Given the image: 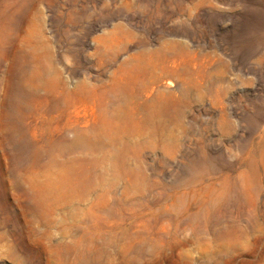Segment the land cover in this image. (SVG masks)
<instances>
[{
  "label": "rangeland",
  "instance_id": "1",
  "mask_svg": "<svg viewBox=\"0 0 264 264\" xmlns=\"http://www.w3.org/2000/svg\"><path fill=\"white\" fill-rule=\"evenodd\" d=\"M137 63L136 179L66 185L93 139L62 126L116 113ZM0 264H264V0H0Z\"/></svg>",
  "mask_w": 264,
  "mask_h": 264
},
{
  "label": "bare ground",
  "instance_id": "2",
  "mask_svg": "<svg viewBox=\"0 0 264 264\" xmlns=\"http://www.w3.org/2000/svg\"><path fill=\"white\" fill-rule=\"evenodd\" d=\"M154 54L158 57L162 55L160 52H155ZM142 56H144V54H142ZM121 70L123 72H127L129 76L126 86L122 88L124 96L121 101V105L118 107L116 113L110 111L106 106L101 105L99 111H97L96 114L90 115V119L85 118L84 120H80L76 118L66 120L64 125L62 126V132H60L61 135L63 132L72 129V127L77 124H80L82 127L85 128L90 127L89 131H91L92 133L93 141H90L87 144L88 148L86 150L87 153L91 156L88 161V164L91 168H93V172L87 173V176H79L77 178H73L71 175L68 177H66L67 175H64V183L66 185L71 187L73 186L75 188L80 187L83 193L96 190L98 188L97 185L105 179L109 171H117L124 178L136 179V171L129 168L126 165L125 156L123 154L120 155L119 152L115 150L117 134H122L123 136H148L150 140H153V138L155 137L153 120L156 115V112H159V96L158 98H153L151 101L143 100L144 102H135V100L140 99L143 94L148 95L150 93L151 80H149L150 76L148 77V69L145 65L137 63L131 64L127 67L124 66L123 68H121ZM88 87V85L82 83L79 85L78 91L88 90ZM115 132L117 133L116 135L114 134ZM105 141L109 142L110 145L108 146H110V148H105ZM116 159H118L119 163L121 164V168L116 164ZM61 173L63 174V172Z\"/></svg>",
  "mask_w": 264,
  "mask_h": 264
}]
</instances>
